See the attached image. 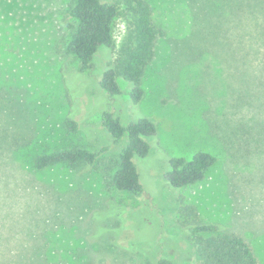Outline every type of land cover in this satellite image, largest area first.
Returning a JSON list of instances; mask_svg holds the SVG:
<instances>
[{
  "label": "rangeland",
  "instance_id": "rangeland-1",
  "mask_svg": "<svg viewBox=\"0 0 264 264\" xmlns=\"http://www.w3.org/2000/svg\"><path fill=\"white\" fill-rule=\"evenodd\" d=\"M147 1L163 34L134 104L129 81L119 79L124 93L114 97L99 85L116 52L104 50L91 73L66 52L72 0H0V264H195L180 224L185 204L242 235L264 264V141L234 146L214 132L232 114L264 119V15L245 7L222 17L219 0ZM125 32L119 17L117 47ZM243 81L258 96L234 107ZM106 109L125 124H157L139 161L142 198L111 183L124 142L102 125ZM67 118L78 131L64 127ZM73 145L107 150L94 165L34 167L39 154ZM200 150L218 157L206 178L171 187L170 158Z\"/></svg>",
  "mask_w": 264,
  "mask_h": 264
},
{
  "label": "trees",
  "instance_id": "trees-1",
  "mask_svg": "<svg viewBox=\"0 0 264 264\" xmlns=\"http://www.w3.org/2000/svg\"><path fill=\"white\" fill-rule=\"evenodd\" d=\"M219 1L223 7L228 8L225 12L219 11L222 17L235 11V8L238 10L245 7L249 16L257 18V14L264 15V0ZM207 3L213 5V0ZM69 15L74 23L71 25L72 32L66 44V52L78 59L80 71L91 73L104 50L116 52L114 57L109 56L102 62L99 85L109 96H120L124 91L119 79L123 78L132 84L129 93L131 101L139 104L145 96L143 77L155 56L157 40L163 34L154 21L151 4L147 0H72ZM119 17L125 19L126 32L117 47L114 27ZM244 84L245 81L239 87L242 93L236 97L234 107H244L243 101H246L244 98L247 95L251 102L258 96L256 91ZM232 116L238 119L226 116L222 119L225 128L222 131L219 126L214 129L224 143L251 147L253 143L264 141V119L261 121L254 118L247 122L241 115ZM101 123L115 144L124 142L119 149L118 165L111 177L113 187L142 198L145 187L139 161L148 158L151 153L149 139L158 132L156 122L143 117L125 124L113 111L106 109L102 112ZM64 127L76 132L80 123L74 118H67ZM106 150H93L78 145L59 148L36 156L34 167L42 170L55 165H94ZM217 161L218 157L206 150L197 151L190 158L172 157L169 160L170 170L164 174L165 180L173 188L196 185L206 178L207 172ZM181 215L180 224L188 235L185 245L192 249L195 264H259L253 248L242 235L230 232L217 223L202 220L189 204L181 206ZM182 249L183 253L188 252L186 247ZM159 264L187 263L186 260L174 262L162 257Z\"/></svg>",
  "mask_w": 264,
  "mask_h": 264
}]
</instances>
